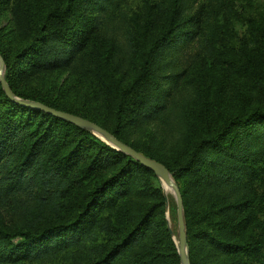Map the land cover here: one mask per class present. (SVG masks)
Masks as SVG:
<instances>
[{"label":"trees","instance_id":"obj_1","mask_svg":"<svg viewBox=\"0 0 264 264\" xmlns=\"http://www.w3.org/2000/svg\"><path fill=\"white\" fill-rule=\"evenodd\" d=\"M79 1L63 0L62 7L47 12L20 47L0 39L4 76L15 96L97 123L166 166L182 193L191 264H264V107L226 117L190 137L185 151L160 159L130 137L167 117L171 88L161 89L150 72H142L134 91L121 87L113 74L106 79L116 101L112 124L92 116L97 100L92 94L77 103L64 91L22 85L33 73L73 67L83 40L64 26ZM123 1L90 0L88 10L99 19ZM193 1L174 0L171 19L154 39L147 61L156 65L165 52L195 41L200 23L190 24L185 16ZM250 61L264 75L262 66ZM162 79L164 84L174 75ZM159 183L150 168L91 131L14 101L0 82V206L24 195L38 200L45 194L51 202L52 193L79 194L67 220L0 225V264L48 260L74 249L67 264H182Z\"/></svg>","mask_w":264,"mask_h":264},{"label":"rangeland","instance_id":"obj_2","mask_svg":"<svg viewBox=\"0 0 264 264\" xmlns=\"http://www.w3.org/2000/svg\"><path fill=\"white\" fill-rule=\"evenodd\" d=\"M89 2L80 0L68 13L64 26L69 32L80 34L83 40L73 67L33 73L23 86L49 93L64 91L76 96L77 103H82L84 95L92 94L97 98L90 107L92 116L112 124L116 101L106 79L113 74L121 87L134 91L142 72H150L152 80L162 84L161 89L171 88L167 117L134 130L130 137L160 159H171L185 151L190 137L197 138L226 117L264 107V75L250 61L254 59L264 69V0L191 2L185 16L192 20L190 24L199 21V34L190 46L165 52L156 65L147 61L148 53L171 19L174 0H124L99 19L88 10ZM62 4L63 0H0V39L13 49L26 44L33 24ZM168 75H174V79L163 84V76ZM144 83L145 80L141 86ZM89 131L112 146L99 132ZM157 176L166 201L167 227L178 248L176 198ZM52 194L48 196L55 198L51 202L45 194L38 200L24 195L19 201L0 206V225L11 228L22 220L26 224L69 219L79 194L59 198ZM187 245L189 252L188 236ZM76 250L48 260L18 264H67Z\"/></svg>","mask_w":264,"mask_h":264},{"label":"water","instance_id":"obj_3","mask_svg":"<svg viewBox=\"0 0 264 264\" xmlns=\"http://www.w3.org/2000/svg\"><path fill=\"white\" fill-rule=\"evenodd\" d=\"M4 70H5V62L0 54V82L7 95L10 98H12L14 101L23 105L41 108L44 111L49 112L59 118L68 120L76 125L85 127L89 130H95L99 132L102 136L106 137V139L113 147L134 157L142 165L150 168L153 172H155L157 175L161 177L165 186L166 187L168 186L170 188V190L173 192L176 198L178 225H179V230H178L179 239L177 241V244H178V251L181 257V262L182 264H191L189 258V252H188V245H187L186 224H185L184 210H183V197L179 186L173 180V177L170 171L168 170V168L163 164H161L160 162H158L157 160L145 156L141 152L135 150L133 147L125 144L124 142L113 136L109 131H107L106 129L102 128L101 126L95 124L94 122L86 118H83L81 116L63 110H57L55 108L37 102H32L30 100H23L21 98L16 97L5 79Z\"/></svg>","mask_w":264,"mask_h":264},{"label":"bare ground","instance_id":"obj_4","mask_svg":"<svg viewBox=\"0 0 264 264\" xmlns=\"http://www.w3.org/2000/svg\"><path fill=\"white\" fill-rule=\"evenodd\" d=\"M166 188L170 190V188L168 186Z\"/></svg>","mask_w":264,"mask_h":264}]
</instances>
